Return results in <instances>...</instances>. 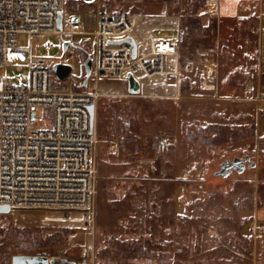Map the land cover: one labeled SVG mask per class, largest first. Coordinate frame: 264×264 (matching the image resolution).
<instances>
[{
	"label": "rangeland",
	"instance_id": "rangeland-1",
	"mask_svg": "<svg viewBox=\"0 0 264 264\" xmlns=\"http://www.w3.org/2000/svg\"><path fill=\"white\" fill-rule=\"evenodd\" d=\"M214 2H65L64 16L80 13L87 29L93 28L103 10L177 16L179 26L189 31L187 42L180 46L179 79L182 72L194 69L196 73L191 72L192 79L183 84L182 92L102 98L94 116L98 170L89 220L73 228L44 219L65 213L84 220L87 216L38 209L0 213V264H12L16 254L35 255L45 248L51 257L87 264L256 262L251 246L255 224L264 221L258 214L264 206V149L256 151L252 123L259 113L264 116V99L257 98L250 84L237 92V98L223 97L226 92L220 89L236 85L231 80L226 83L228 77L220 79L227 71L220 60L231 57L211 14ZM157 32L174 35L170 30ZM46 39L55 41V49L40 46L39 51L53 63L71 51L78 59L84 57L85 51L79 48L65 52L57 34L42 35L39 42ZM20 43L27 44L26 35ZM87 51L92 53V45ZM69 61L78 72V62ZM7 72L18 81L29 77L27 68L20 71L15 65L3 68ZM247 153L258 162L256 167L228 177L215 174L226 159Z\"/></svg>",
	"mask_w": 264,
	"mask_h": 264
},
{
	"label": "built area",
	"instance_id": "built-area-1",
	"mask_svg": "<svg viewBox=\"0 0 264 264\" xmlns=\"http://www.w3.org/2000/svg\"><path fill=\"white\" fill-rule=\"evenodd\" d=\"M65 2L0 0V205H10L14 214L27 209L78 211L87 221L95 207L99 141L90 107L96 110L104 97L136 96L129 90V72L141 83L156 73L177 80L180 42L155 37L143 42L132 14L120 10L100 11L91 29L84 27L80 13H68L60 28ZM51 34L61 38L63 50L66 41L71 49L93 47L82 58L71 51L59 60L74 59L80 66L77 72L70 63L73 69L65 79L56 76V62L39 51L40 46L55 49L53 39L39 42ZM22 35L26 45L20 43ZM130 37L138 44L136 57ZM88 54L92 72L88 85L81 86ZM14 65L28 69V80L3 73ZM123 74L125 87L115 79ZM263 222L255 224L256 237L264 231Z\"/></svg>",
	"mask_w": 264,
	"mask_h": 264
},
{
	"label": "crops",
	"instance_id": "crops-1",
	"mask_svg": "<svg viewBox=\"0 0 264 264\" xmlns=\"http://www.w3.org/2000/svg\"><path fill=\"white\" fill-rule=\"evenodd\" d=\"M213 4L211 14L214 16L213 20L216 23L221 44H227L225 50L231 57L227 60L228 62L222 61L224 58L222 57L220 64L223 69L226 68L225 74L228 72L227 75L232 77L229 78L222 71L223 75L221 74L220 79L223 81L222 78L228 77L226 83L231 80L232 84L236 85L233 88L220 89L226 92L223 97L237 98V92H244L246 85L250 84L254 87L253 92L258 95L257 98H260V95L264 93V0H215ZM132 16L136 33L147 44L153 37L178 40L180 46L187 42L189 31L186 27L179 26L177 16L159 13H138ZM84 27L87 28L85 21ZM163 30L173 31L174 35L170 37L159 35L157 31ZM179 59L181 63V57ZM192 71L196 73L194 69L182 72L180 79L177 80L156 73L145 78L142 82V92L132 97H142L153 92H162V96L171 92H182L183 84L192 79ZM233 72L234 76L231 74ZM186 73L188 76H185ZM123 78L124 76L115 79L116 83L125 87ZM252 124L255 125L258 142L256 151H259L261 148L264 149V116H260L259 113V117L257 116ZM96 155L98 156V144ZM259 211L258 214L264 219V206L259 208ZM251 247V254H254L256 260L254 264H264V233L253 237Z\"/></svg>",
	"mask_w": 264,
	"mask_h": 264
},
{
	"label": "water",
	"instance_id": "water-1",
	"mask_svg": "<svg viewBox=\"0 0 264 264\" xmlns=\"http://www.w3.org/2000/svg\"><path fill=\"white\" fill-rule=\"evenodd\" d=\"M63 12H59L58 16V25L60 28L63 26ZM128 40L133 44L134 46V57L138 54V44L136 40L133 37L128 38ZM71 46V43L69 41H66L64 43V49L68 50ZM86 67V77L81 84V86H87L89 83V79L92 72V57L88 55L85 62ZM73 67L69 63L65 62H57L53 65V70L56 73V76L59 79H65L70 72L72 71ZM129 79V90L132 94H140L142 91V83L141 81L136 77V75L133 72H129L127 74ZM91 113L94 116L95 114V107L92 105L90 107ZM258 162L254 159H252L250 154H247L246 156H235L232 159H226L221 163V168L215 172L216 175H223L224 177L230 176L234 172L243 173L248 168H254L256 167ZM11 207L8 204H1L0 205V213H10ZM65 260H68L67 258L59 260L58 258L51 257L47 253H38L35 255L31 254H16L12 258V264H57L58 261L64 262ZM75 261V260H74ZM73 260L71 262H74ZM76 262V261H75Z\"/></svg>",
	"mask_w": 264,
	"mask_h": 264
},
{
	"label": "bare ground",
	"instance_id": "bare-ground-1",
	"mask_svg": "<svg viewBox=\"0 0 264 264\" xmlns=\"http://www.w3.org/2000/svg\"><path fill=\"white\" fill-rule=\"evenodd\" d=\"M50 220L56 221V223H58V224H62L64 226L73 227V228L78 227V226H82V225H84V222H86V220H84L82 217H80L78 215H73L70 213H65V214L59 215V216H47L44 219L45 222H48Z\"/></svg>",
	"mask_w": 264,
	"mask_h": 264
},
{
	"label": "flooded vegetation",
	"instance_id": "flooded-vegetation-1",
	"mask_svg": "<svg viewBox=\"0 0 264 264\" xmlns=\"http://www.w3.org/2000/svg\"><path fill=\"white\" fill-rule=\"evenodd\" d=\"M48 251V249L47 248H45V251H39V253H47V254H50V253H48L47 252ZM65 258V257H64ZM72 260H70V259H68V260H65L64 262H62V261H58L57 262V264H87V262L86 261H83V262H80V261H77V260H73L74 262H71Z\"/></svg>",
	"mask_w": 264,
	"mask_h": 264
}]
</instances>
